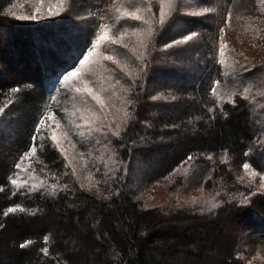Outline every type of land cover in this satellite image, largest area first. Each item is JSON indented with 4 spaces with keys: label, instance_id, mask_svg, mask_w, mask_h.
Segmentation results:
<instances>
[{
    "label": "trees",
    "instance_id": "trees-1",
    "mask_svg": "<svg viewBox=\"0 0 264 264\" xmlns=\"http://www.w3.org/2000/svg\"><path fill=\"white\" fill-rule=\"evenodd\" d=\"M181 19L205 40L166 52L154 80L145 71L135 86L132 118L118 147L129 174L106 180L100 193L73 184L48 196L15 191L10 178L18 156L39 146L42 115L63 108L61 80L96 35L77 23L40 30L0 14V264H243L236 255L242 236L264 235V194L239 201L245 193L237 178L244 163L264 168L260 111L239 95L213 96L222 76L219 63L207 66L211 36L202 21ZM48 41L60 64L42 45ZM159 91L165 96L151 98ZM36 154L49 169L64 170L47 138ZM204 155L190 177L218 191L213 210L143 205L142 189L187 158ZM12 207L17 210L8 212Z\"/></svg>",
    "mask_w": 264,
    "mask_h": 264
},
{
    "label": "rangeland",
    "instance_id": "rangeland-1",
    "mask_svg": "<svg viewBox=\"0 0 264 264\" xmlns=\"http://www.w3.org/2000/svg\"><path fill=\"white\" fill-rule=\"evenodd\" d=\"M208 1L3 0L0 14L12 20L39 24L40 30H47L52 23L55 27L77 23L83 26V31L91 30L96 35L82 59L68 71L80 68V75L65 81L67 73L61 80L63 108L42 115L36 130L39 146L47 138L62 159L64 170L49 169L36 154L38 144H32L18 156L10 178V182L15 179L17 184L11 183V187L15 191H46L52 196L76 184L88 192L100 193L106 180L116 174L128 175L130 169L126 170L128 164L118 147L132 118L130 109L134 106L135 86L141 83L145 71L149 80H154L157 72L154 68L164 62L166 52L205 40L201 32L185 26L181 17L205 24V36H211L209 45L205 46L207 52L212 48L208 52V57L212 58L204 53L200 56L208 58V67L210 60L221 67L222 78L214 82L213 96L218 101L231 100L232 95L247 98L253 110L260 111H256L261 129L257 137L264 147V0H214L213 4ZM60 8L63 11L59 15L49 12V9L58 11ZM28 16L36 18H21ZM73 30L71 27L69 32ZM105 31L110 39L96 46L97 38ZM189 36L192 38L185 39ZM42 45L49 50L51 59L60 64V53L50 52L55 49L53 44L48 41ZM93 48L91 57L81 64ZM162 53H165L163 57ZM85 85L104 101L103 106L82 90ZM161 91L151 98L165 96ZM54 133L56 140L52 139ZM33 148L34 155L31 154ZM205 156L187 158L165 178L142 189L138 198L145 207L185 206L199 214L210 212L219 202L216 200L218 191L195 185L190 177L195 163ZM245 164L249 166L247 170ZM237 178L245 193L239 192V201L246 202V197L258 192L264 194V168L244 163ZM35 185L42 187L33 190ZM44 250L47 252V246ZM236 255L243 264H264V235L244 234Z\"/></svg>",
    "mask_w": 264,
    "mask_h": 264
},
{
    "label": "snow or ice",
    "instance_id": "snow-or-ice-1",
    "mask_svg": "<svg viewBox=\"0 0 264 264\" xmlns=\"http://www.w3.org/2000/svg\"><path fill=\"white\" fill-rule=\"evenodd\" d=\"M60 3H63V0H60ZM60 11H63V8H60L58 11H52V9H49L50 14H53V15H59ZM21 18L22 19H35L36 17L35 16H28V17H21ZM134 18L135 19H140L139 16H135ZM102 27H104V26H102ZM191 38L192 37L189 36V37H186L185 39H191ZM109 39H110V37H109L108 33L106 31L105 32H102V34L96 40V46H99V44H100L101 41H107ZM113 42H115V41H113ZM94 51H95V48H93V50L89 52L88 56H86L85 59L83 61H81V64H84L91 57V55L93 54ZM107 59H110L111 60L113 58L112 57H107ZM80 73H81V69L80 68L75 69L73 72H70V73H68L67 76H65V81H69L72 78L78 77L80 75ZM82 90L85 91V92H87L89 95H92L93 96V99H95L98 104H100L101 106H103L104 101L98 95L93 94V91H92L91 88H89V87H87V85H85ZM13 91H15V89ZM77 91H81V89H77ZM213 91L215 92V89H213ZM0 111H2V109H0ZM41 123L43 124V121H41ZM57 127H59V125H57ZM52 139L53 140H56L57 139L55 133L53 134ZM31 154H33V155L35 154V148L32 149ZM27 155L28 154H26V156ZM17 167H20V165L18 164ZM248 167L249 166L247 164L244 165V168L246 170L248 169ZM11 183L15 185V184H17V181L15 179H13L11 181ZM39 187H42V185H35V186H33V190H36V188H39ZM52 188L55 189L56 186L55 185H52ZM16 210L17 209H15V208H9L8 209V212H14Z\"/></svg>",
    "mask_w": 264,
    "mask_h": 264
}]
</instances>
